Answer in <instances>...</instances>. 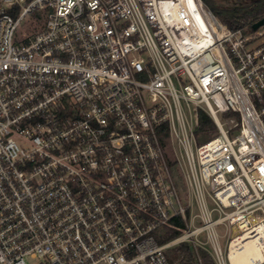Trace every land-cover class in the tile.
Returning a JSON list of instances; mask_svg holds the SVG:
<instances>
[{"label": "built area", "instance_id": "built-area-1", "mask_svg": "<svg viewBox=\"0 0 264 264\" xmlns=\"http://www.w3.org/2000/svg\"><path fill=\"white\" fill-rule=\"evenodd\" d=\"M247 233L264 251V25L202 0H0V264H171L180 242L231 264Z\"/></svg>", "mask_w": 264, "mask_h": 264}, {"label": "trees", "instance_id": "trees-1", "mask_svg": "<svg viewBox=\"0 0 264 264\" xmlns=\"http://www.w3.org/2000/svg\"><path fill=\"white\" fill-rule=\"evenodd\" d=\"M209 7L212 13L230 28L246 27L251 31V24L261 17H264V0H253L248 3L230 7L217 6L213 0H202ZM198 139L205 141L209 139L214 131H217L211 117L203 110L198 112V125L196 126ZM174 167V161L170 162ZM178 227L183 225L181 219H176ZM179 230L168 228L163 234V240L176 237ZM168 257L171 264H216L209 252L204 248L195 249L188 242H180L168 250Z\"/></svg>", "mask_w": 264, "mask_h": 264}, {"label": "bare ground", "instance_id": "bare-ground-1", "mask_svg": "<svg viewBox=\"0 0 264 264\" xmlns=\"http://www.w3.org/2000/svg\"><path fill=\"white\" fill-rule=\"evenodd\" d=\"M249 236V233L243 235L242 238L247 241L241 248L235 247L236 243H232L230 253L231 264H255L259 260L264 259V251H261V249L256 246L255 238Z\"/></svg>", "mask_w": 264, "mask_h": 264}, {"label": "rangeland", "instance_id": "rangeland-1", "mask_svg": "<svg viewBox=\"0 0 264 264\" xmlns=\"http://www.w3.org/2000/svg\"><path fill=\"white\" fill-rule=\"evenodd\" d=\"M214 1V3L217 5V6H220V7H230V6H236V5H239V4H243V3H248V2H251V1H253V0H213ZM207 6V5H206ZM208 7V6H207ZM209 8V7H208ZM212 12V11H211ZM27 28V24H25V23H23L22 24V27H21V30H25ZM32 28L33 29H31V30H35V29H37L38 28V26L37 25H32ZM244 28H246V27H244ZM192 117H193V115H192ZM215 133H216V131H214L213 133H212V135H211V137L213 136V135H215ZM200 139V138H199ZM180 152H181V154H179V155H181V156H183L184 157V151L183 150H180ZM179 152V153H180ZM178 184L179 185H183L182 183V180L181 179H179L178 178ZM215 215V213L213 214V216ZM216 230L219 232V234H222L223 236L220 238V240H219V243H220V245H221V247L223 248L224 246H227V243H228V241H229V231H226L225 232V230H224V227H223V225H219V226H217L216 227ZM203 238H204V235H201ZM204 247L206 248V250L208 251L209 249H210V246H209V244L208 243H206L205 245H204ZM209 252V251H208ZM209 254L212 256V258H213V260H214V257H213V255L209 252ZM215 261V260H214ZM216 263V262H215ZM202 264V263H201Z\"/></svg>", "mask_w": 264, "mask_h": 264}, {"label": "water", "instance_id": "water-1", "mask_svg": "<svg viewBox=\"0 0 264 264\" xmlns=\"http://www.w3.org/2000/svg\"><path fill=\"white\" fill-rule=\"evenodd\" d=\"M264 25V17L259 18L251 24V29L256 30L259 26Z\"/></svg>", "mask_w": 264, "mask_h": 264}]
</instances>
